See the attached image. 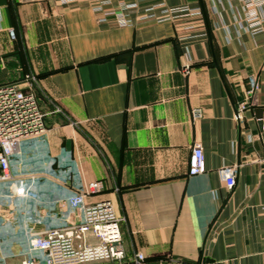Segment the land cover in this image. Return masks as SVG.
<instances>
[{"label":"crops","instance_id":"1","mask_svg":"<svg viewBox=\"0 0 264 264\" xmlns=\"http://www.w3.org/2000/svg\"><path fill=\"white\" fill-rule=\"evenodd\" d=\"M137 2L121 26L93 0H0V85L33 90L45 114L0 182V264L79 223L66 200L94 180L105 187L86 203L108 199L122 218L124 264L139 252L142 264H264V31L239 28L240 0ZM161 2L200 11L140 19ZM196 145L207 170L190 175Z\"/></svg>","mask_w":264,"mask_h":264},{"label":"built area","instance_id":"2","mask_svg":"<svg viewBox=\"0 0 264 264\" xmlns=\"http://www.w3.org/2000/svg\"><path fill=\"white\" fill-rule=\"evenodd\" d=\"M59 1L66 4L75 0ZM240 1L244 7V15L237 22L239 28L253 34L263 32L264 0ZM113 2L114 0H93L94 10L104 12L105 16L100 20L106 21L111 16L121 26L131 25L130 11L139 8L137 0H118L115 8L104 11L107 6H112ZM189 10L199 12L200 7L191 9L187 5L168 7L161 2L145 7L140 19L162 21ZM10 36L15 38L13 30L10 31ZM32 78L36 79L34 76ZM30 87L33 85L30 84ZM257 88L258 83L253 82L249 93H253ZM246 107V102L239 105L234 115L236 120L243 117ZM56 111L64 114L59 107H56ZM193 115L199 118L201 110L195 109ZM44 116L33 90L27 91L15 83L0 85V182L13 178L11 158L18 151L23 139L44 130ZM206 170L204 150L200 145H196L189 158V174L197 175ZM219 174L228 187L232 188L236 184L235 171L232 167L221 168ZM104 187L102 180H94L71 195L66 203L72 209L82 210V220L79 223L33 234L29 250L41 252L42 257L32 256L24 261L25 264H79L103 259L121 263L126 256L121 229L122 218L108 199L86 203L88 194L101 192ZM144 259V255L139 252L134 263L142 264Z\"/></svg>","mask_w":264,"mask_h":264},{"label":"rangeland","instance_id":"3","mask_svg":"<svg viewBox=\"0 0 264 264\" xmlns=\"http://www.w3.org/2000/svg\"><path fill=\"white\" fill-rule=\"evenodd\" d=\"M41 253L40 252H30L29 251V257H27L28 259L31 258L32 256H40ZM126 259V256L125 258ZM123 263H119V262H116V261H111V260H106V259H103V260H99V261H94V262H84V263H79V264H97V263H106V264H124L125 260L122 261ZM126 264V263H125Z\"/></svg>","mask_w":264,"mask_h":264},{"label":"water","instance_id":"4","mask_svg":"<svg viewBox=\"0 0 264 264\" xmlns=\"http://www.w3.org/2000/svg\"><path fill=\"white\" fill-rule=\"evenodd\" d=\"M261 115H262V110H259V111L257 112V116H258V117H261Z\"/></svg>","mask_w":264,"mask_h":264}]
</instances>
